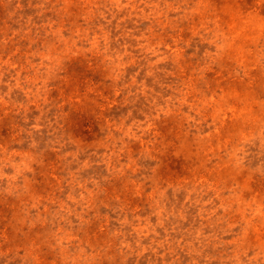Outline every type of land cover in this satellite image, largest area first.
I'll use <instances>...</instances> for the list:
<instances>
[{"label": "rangeland", "instance_id": "rangeland-1", "mask_svg": "<svg viewBox=\"0 0 264 264\" xmlns=\"http://www.w3.org/2000/svg\"><path fill=\"white\" fill-rule=\"evenodd\" d=\"M0 264H264V0H0Z\"/></svg>", "mask_w": 264, "mask_h": 264}]
</instances>
